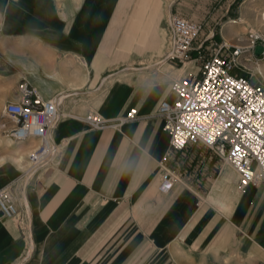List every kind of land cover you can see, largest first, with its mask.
<instances>
[{"label":"crops","instance_id":"obj_1","mask_svg":"<svg viewBox=\"0 0 264 264\" xmlns=\"http://www.w3.org/2000/svg\"><path fill=\"white\" fill-rule=\"evenodd\" d=\"M245 1L0 0V66L61 114L50 165L0 169L19 213L0 217V264H264L262 189L239 190L201 145L173 151L156 116L173 81L247 44L233 45ZM173 18L201 27L187 68L167 59Z\"/></svg>","mask_w":264,"mask_h":264},{"label":"built area","instance_id":"obj_2","mask_svg":"<svg viewBox=\"0 0 264 264\" xmlns=\"http://www.w3.org/2000/svg\"><path fill=\"white\" fill-rule=\"evenodd\" d=\"M200 29L187 20L173 18L167 59L184 63ZM257 45L264 47V39L250 35L247 44L233 48L227 58L218 52L204 63L198 75L173 81L170 94L174 100L162 101L156 116L163 121L173 151L201 145L232 168L239 190L253 186L264 193V85L232 74L241 58L256 59ZM20 93V102L6 104L3 115L14 123L9 133L12 141L38 143L27 157V170L35 171L50 165L60 154L51 139L61 116L60 100L45 101L28 84L21 86ZM135 118L136 110H131L122 121ZM84 121L95 129L104 125L96 113H89ZM172 184L173 178L166 173L158 190L167 193ZM0 215L4 219L19 216L8 189L0 190Z\"/></svg>","mask_w":264,"mask_h":264},{"label":"rangeland","instance_id":"obj_3","mask_svg":"<svg viewBox=\"0 0 264 264\" xmlns=\"http://www.w3.org/2000/svg\"><path fill=\"white\" fill-rule=\"evenodd\" d=\"M243 7L244 9L242 13V19L239 22V28L236 31L237 37L235 42L233 43V45L235 46L240 45L241 42H248L250 35H256L264 39V20L262 18L264 14V0H246ZM215 37L218 38V33L215 34ZM171 39L172 36L170 38L169 47L171 44ZM215 44H218V42H215ZM185 62L178 63V66L180 68H187L188 63ZM199 64H196L197 68L201 66ZM257 68L261 70L262 75L258 74ZM232 74L250 78L252 83H259L264 85V58L261 57L254 59L247 57L246 60L245 58H241L238 61V65L236 69L233 70ZM24 84L28 83L22 80V76H20V69L16 68L14 70L11 62L6 59L5 63L0 66V124L2 125H0V169L8 167L13 162H15V159H13V157L15 158V154H13V146H17L20 144L18 142L11 141L12 139L10 138L9 133L14 127V123L11 119L3 115V109L8 103V97L10 95L18 98L17 103L18 101L20 102V89ZM7 141H11L10 145H12L10 146L9 144H7ZM7 146L10 147L8 148ZM37 146V142L32 143L29 151H26L22 155V167H20L22 170L26 171L28 169L27 157ZM9 154L10 156H12L11 159L10 157H8ZM1 158H5V160L1 162ZM227 168L232 170V168L228 165Z\"/></svg>","mask_w":264,"mask_h":264},{"label":"bare ground","instance_id":"obj_4","mask_svg":"<svg viewBox=\"0 0 264 264\" xmlns=\"http://www.w3.org/2000/svg\"><path fill=\"white\" fill-rule=\"evenodd\" d=\"M262 18H263V20H264V14H263V16H262ZM165 61V60H164ZM258 67V66H257ZM257 71H258V74L259 75H262V72H261V70L259 69V68H257ZM1 125V124H0ZM2 126V125H1ZM0 126V127H1ZM3 128V127H2ZM12 141V140H11ZM11 141H7V144H9L10 145V143H11ZM12 142H14V141H12ZM12 145V144H11ZM10 145V146H11ZM10 146H7L8 148L10 147ZM14 148H13V154H15V158L13 157V159H15V162H13V163H15V164H17V166L18 167H22L21 165H22V162H21V160H22V155L24 154V152H26V147L24 146V142H20V144L19 145H17V146H13ZM8 157H10V159L12 158V156H10V154H9V156ZM5 160V158H1V162H3ZM24 165V164H23Z\"/></svg>","mask_w":264,"mask_h":264},{"label":"water","instance_id":"obj_5","mask_svg":"<svg viewBox=\"0 0 264 264\" xmlns=\"http://www.w3.org/2000/svg\"><path fill=\"white\" fill-rule=\"evenodd\" d=\"M264 54V47L261 45H257L254 48V57L255 58H261ZM1 216V215H0Z\"/></svg>","mask_w":264,"mask_h":264}]
</instances>
